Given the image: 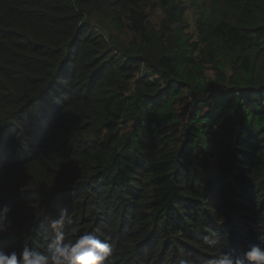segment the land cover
Returning a JSON list of instances; mask_svg holds the SVG:
<instances>
[{
  "label": "trees",
  "instance_id": "1",
  "mask_svg": "<svg viewBox=\"0 0 264 264\" xmlns=\"http://www.w3.org/2000/svg\"><path fill=\"white\" fill-rule=\"evenodd\" d=\"M3 206L18 255L61 209L106 264L264 247V0H0Z\"/></svg>",
  "mask_w": 264,
  "mask_h": 264
},
{
  "label": "clouds",
  "instance_id": "2",
  "mask_svg": "<svg viewBox=\"0 0 264 264\" xmlns=\"http://www.w3.org/2000/svg\"><path fill=\"white\" fill-rule=\"evenodd\" d=\"M8 206L0 207V236L10 235L15 226ZM70 222L67 209H61L58 216L51 218L48 227L55 233V244L52 251H44L24 247L19 255L12 251L0 250V264H106L112 253L111 244L98 238L91 232L74 233V239L65 238V225ZM264 264V247L251 246L244 258L222 253L213 259L212 264ZM179 264H194L190 259H181Z\"/></svg>",
  "mask_w": 264,
  "mask_h": 264
},
{
  "label": "rangeland",
  "instance_id": "3",
  "mask_svg": "<svg viewBox=\"0 0 264 264\" xmlns=\"http://www.w3.org/2000/svg\"><path fill=\"white\" fill-rule=\"evenodd\" d=\"M147 11L149 12V14L151 15V18L154 20V22L159 23V21L161 20V18L163 17V11L158 8V9H153L152 7H148ZM188 19L189 21L194 25V21H193V15L191 13V11L188 12ZM123 38H127V35H125L124 33H121Z\"/></svg>",
  "mask_w": 264,
  "mask_h": 264
},
{
  "label": "built area",
  "instance_id": "4",
  "mask_svg": "<svg viewBox=\"0 0 264 264\" xmlns=\"http://www.w3.org/2000/svg\"><path fill=\"white\" fill-rule=\"evenodd\" d=\"M160 82H163L162 80H160Z\"/></svg>",
  "mask_w": 264,
  "mask_h": 264
}]
</instances>
